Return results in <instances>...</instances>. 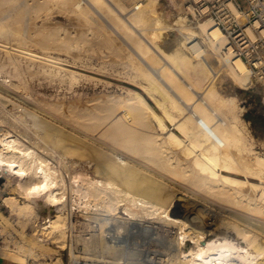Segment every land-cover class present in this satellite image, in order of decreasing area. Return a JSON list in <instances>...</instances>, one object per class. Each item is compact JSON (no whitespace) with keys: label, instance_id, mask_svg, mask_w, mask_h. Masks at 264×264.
I'll return each instance as SVG.
<instances>
[{"label":"bare ground","instance_id":"1","mask_svg":"<svg viewBox=\"0 0 264 264\" xmlns=\"http://www.w3.org/2000/svg\"><path fill=\"white\" fill-rule=\"evenodd\" d=\"M29 5L0 0V36L7 42L17 31L21 33L9 20L27 17L33 10ZM160 5V0H37L33 4L37 17L59 11L76 17L78 27L84 28L73 35L67 34L64 24L52 23L49 33L34 37L36 45L45 50L57 45L72 58H82L88 46L105 47L107 56L116 55L113 59L119 66L124 57L123 63L128 61L134 71L127 78L157 109L142 92L127 88L121 96L89 100L92 105L79 110L72 105L67 125L29 103L14 123H7L9 112L3 116L5 124L22 128L19 132L7 125L0 129L3 204L10 214H18L23 230L34 219L29 239L21 233L22 243L0 249L4 260L64 264L60 254L52 257L55 251L49 244L54 243L69 250L72 264H264V152L257 150L250 124L243 118L246 108L236 96L226 97L218 82L226 71L241 89L248 90L256 85V73L243 57H235L232 48L227 51L230 39L213 19L192 26L186 14H177L170 24ZM40 25L36 28L50 24ZM171 29L180 31L184 40L168 52L162 42L164 32ZM247 32L253 39L258 36L253 27ZM21 37L17 34L14 41ZM2 41L0 49L7 59H0V92L7 82L4 69L13 65L15 76L20 71H16L18 56H11L19 47L12 53L14 41L8 42L9 50ZM208 49L213 50V58ZM23 54L41 61L39 69L44 72L47 67L51 74L65 70L71 81L89 77L76 68L65 69L53 54ZM156 59L164 65L152 64ZM113 64L111 71L117 68ZM100 67L97 71L103 70ZM172 79L178 87L172 86ZM261 82L264 99V78ZM5 95L6 101L11 99ZM55 104L51 109L60 111L61 103ZM120 109L126 112L114 117ZM68 112L58 116L65 119ZM216 204L245 210L249 216L228 212L221 221L209 223L204 214ZM0 219L1 226L10 223L5 212L0 211ZM202 224L210 228L212 238L205 228H198ZM80 244L82 255L77 254Z\"/></svg>","mask_w":264,"mask_h":264},{"label":"rangeland","instance_id":"2","mask_svg":"<svg viewBox=\"0 0 264 264\" xmlns=\"http://www.w3.org/2000/svg\"><path fill=\"white\" fill-rule=\"evenodd\" d=\"M22 1L28 2L30 4L29 6L31 7V9H33V10H31L33 12L30 11V14H32V15H30L28 13V15H27L28 18L25 16L23 19L20 18L21 16L18 17V18H14L13 17L12 19L9 20V22H10V24L12 26H14V27H16L18 29L20 28L19 30L21 31V33L19 31H17L18 37H21V36L24 37L23 36L24 35V31H26L27 32V35L25 36L26 38L25 37L24 38H22V37L21 38H17V40L20 41V42L15 40L17 43L14 45V42H15L14 39H16V35L17 34L14 36L15 38L13 36L9 37L8 38V42L9 43L11 42L10 44H12V42L14 41L13 44L11 45V46H14V47H11L10 44L6 40L7 37L3 38V37H1L2 35L0 34L1 35L0 36L1 37L0 41L4 40V41H2L3 43L7 42L6 45L7 46L9 45L11 47L10 48L8 46V48H7L8 50L10 48V52L13 53L19 47L18 50L15 51L16 53L11 54V56H12V58H15V59L18 56L17 61L15 59L14 60L16 61V71L20 70L19 72L17 71L18 74H16V76H17L16 77L15 76V73H16L15 72V68H14V66L12 64H11L12 65L11 67L9 66V67L4 69L3 75L5 76L7 84L6 83L3 84L4 88H1V92L0 93H1V95L3 94L2 95L3 97H5L6 96L5 94L7 93V97L9 99L11 98L10 100H12V102L10 100L6 101L2 96H0L1 97L0 104H2V105H0V107L2 106V109L0 108L1 109L0 110V121H1L0 122L1 123L0 124V129L1 128H6L4 125H7V126L12 127L13 130L15 129V131L19 132L22 128L15 127L14 125H13L14 126L13 127L12 125H8V124L14 123L13 119L15 120V118L17 119V117H19L18 116L19 115L18 112L21 114V108L23 106L24 107L28 106V103H29V107H33L34 109H36L38 111H42L44 114H46V112L51 114L50 112H52L51 115L48 114L49 116H53L54 115L53 117H50L51 119L55 118V121H58V122H62L61 120H63L62 123L64 124V121H65V124L67 125L66 122H69L68 118H70V116L72 117V115L70 113V110H72V107H71L72 105L73 106L75 105V107L78 108V109L76 108V110H79L81 107L84 108L85 106L92 105V102H89V100L91 101V100H93L96 97H105L106 98V97H109L110 95H114V96H119L120 95L121 96V95L125 94L124 91L127 88H134V89H137L140 92H142L145 95V97L147 98V100L151 103V105L154 108L157 109V107L155 106L153 100L150 97H148L136 83H133L130 78L129 79L127 78L129 75H131V76L134 75V71H133V69L131 70V66L127 63L128 61H126V63H123L125 61L124 57H121V62H120V59H118L116 57L117 58V63H118V61L121 63V65L119 66V63L117 65H115L116 61L114 60L115 59L114 56H116V55L112 54V52L109 51L110 52L109 54H112V55L108 54L109 56H107L106 55L107 52L105 51V49H102V48H105V47H102L100 49L101 46H93V45H91V46H88V49H84L83 52H81V54H83V55H81L82 58H79L80 56L79 57L75 56L74 58H72V56H73L72 53L66 52L64 49L63 50L62 49L59 50L60 48L57 45H52V46L50 45L51 48L46 49V50H48V52L45 50V48L40 47V45L39 46L36 45V43L34 42V37L37 36V34L49 33V31L53 27L51 25H53L54 23H56L57 25H63L64 24L63 26L68 28L67 29V31H68L67 34L72 33L73 35H75V34H77V33H75V31L79 33V31L80 32L83 31L84 28H83V30H81L82 28L78 27V20H77L76 17L69 16L68 14H65V13H62V12H59V11H55L54 13H52L50 15L42 14L43 16H38L37 17V13L34 11V6L35 5L33 6V4H35L37 0H33L34 3H33L32 0H28V1L22 0ZM173 2H176V3H173ZM160 3H161L160 11H162L163 9H164L163 11H166L165 12L166 13V19L169 20L168 22L170 24L173 23L176 20V18L178 17L177 14H184V15L186 14V6H185V1L184 0H160ZM177 3H179L181 6L178 4L177 5L178 7H176ZM29 15H30V17H29ZM40 17H42V18H40ZM18 19L20 21H18ZM41 19H43L44 21L43 20L41 21ZM69 19H71V20L69 21ZM24 20H25V22H24ZM75 20H76V23L73 22ZM14 21H16L17 23H15ZM26 22H28V23L24 24ZM38 22L40 24H42V25L44 23H46L47 25L48 24H50V25L45 27V29H44V27L43 28L42 27L36 28V27H38V25L41 26ZM71 23L74 26L77 27V30H76V27L73 28ZM188 23L190 25H192V26H195V25L191 24L189 20H188ZM16 24H18V25H16ZM35 24H36V26H35ZM67 25H70V26L68 27ZM71 26H72V28H71ZM21 28H22V30H21ZM31 28H32V31H31ZM34 28H36V29H34ZM70 30H71V32H70ZM33 31H35L34 35H33ZM37 31H39V32L37 33ZM35 33H36V35H35ZM30 35H31V37H30ZM10 38H13V40L10 39ZM24 39H27V42ZM183 40H184V36H183V34L181 35L180 31L172 30V29L171 30H167L166 32H164V41L162 42V47H163L164 50H166L168 52H172L178 47L179 44H181L183 42ZM31 41H32V44H31ZM33 42H34V44L36 46H34ZM19 43H22V45L19 44ZM120 43H122V42H120ZM28 44H30V45H28ZM21 46H24V48L21 47ZM128 46L131 47V45H129V44H128ZM31 47H32V49H31ZM56 47L59 48V49H56ZM94 47L96 48V50H95ZM97 48L100 49V52H99V49H97ZM41 49H44V50H41ZM106 50H108V49H106ZM26 51L27 52H29V51L33 52L34 51L35 53H38L39 55L40 54H45V53H47V55H50V54L52 55L53 54L52 55L53 57L57 56L56 58H59L60 62L65 64V65H63V67L65 69H75L76 68L77 70H79L80 72H82L86 76L88 75L89 77H84L83 76V77L80 78V76L79 77L77 76L79 79L78 78H75V80L72 79L73 81H75V82H73L70 79V75L65 70H63L64 72L62 71V74H61V71H58V72L55 71V72H53L51 74L50 69L47 67V69L44 72V70H40L39 69L40 68L39 65H41V63H40L41 61H39V60L34 61L32 59L30 60L27 57L26 54H23ZM208 51L212 55V58H213L214 57L213 50L208 49ZM4 53H6V52H3L0 49V54L3 55V56L0 55L1 56L0 59L2 61L5 60V58L7 57L6 54H4ZM113 53H114V51H113ZM14 54H15L16 57H13ZM22 54L25 55V57H23ZM107 57H111V59H112L111 63H109L110 62V58H107ZM26 58H27L28 61L25 60ZM122 58H123V60H122ZM113 60L115 61V63L113 62ZM192 60L194 62H196V63L199 61L196 58H192ZM29 62H32V63H30V66L27 65V64H29ZM73 62L74 63L76 62L77 64L76 63L74 64ZM80 62H82V65L80 64ZM151 62L155 66H159L160 65L161 67L165 63L163 60H160V59H156L155 61L151 60ZM18 63L21 66L17 65ZM87 63H88V65H87ZM103 63L105 64V66H104ZM32 64H33L34 67L35 66L36 67L31 70V68H33ZM68 64H70V66ZM109 64H110V66H109ZM112 64H113L114 68H116V66H117V68L114 69L113 71H111V69H113V67L111 66ZM122 64H126V65L123 66ZM100 65H101V67H100ZM18 66L21 67V68H19ZM66 66H67V68H66ZM86 66H88V67H86ZM92 67H93V70H92ZM99 67H100V69L104 67L108 72H105L104 68H103V70L101 69V71L99 69L97 71V68H99ZM37 68H38V70H37ZM83 68H85V69H83ZM21 69H22V71H21ZM28 69H29V71H28ZM23 70H24V72H23ZM13 71L15 73L12 74ZM42 71H43V73H42ZM114 71H115V73H114ZM116 71H117V74H116ZM156 71H158V70H156ZM6 72H7V74L9 73L8 74V75H10L9 77H8V75H6ZM20 72H21V74H20ZM109 72H111V75H110ZM119 72L121 73V75H120ZM22 73H24V74L22 75ZM59 74H60V76H59ZM11 75L13 77H11ZM102 79H103V81H105L104 83H103ZM255 80H256V85L255 86L251 87L248 90L241 89L240 86L229 77V75L227 74L226 71H222V75H221V77H220L218 82H219V86L221 88V91L223 92V94L226 97L236 96L237 99H238L239 105H241V106L246 108V111L243 114V118L250 124L252 133H253V135L256 138V143H257V146H258L257 150L261 151V152H264V150L261 148V147H263L262 145L264 143V99H263V96L261 94V88H262L261 80L262 79L257 80L255 78ZM170 81H172L171 82L172 86L178 87V84L173 79L170 80ZM11 82H12V86L10 87V83ZM13 84H15V87L13 86ZM16 84H18L19 89H17L18 87L16 86ZM6 85H8L11 89H9V87L6 86ZM2 89H4V92H3ZM176 89H178V88H176ZM9 90L11 91V93H10ZM178 91H180V90L178 89ZM14 92H16L17 96L13 95ZM11 94H12V96H11ZM9 96H11V97H9ZM5 101L7 102V105H6ZM54 102L57 103V104L61 103L59 105L60 107L57 104H55ZM51 103H53V104H55V106L59 107L60 111H57V112L55 111L57 114H55V112L51 109V107H50ZM5 105H6V107H5ZM19 108H20V110H19ZM39 108H40V110H39ZM48 108H50V109H48ZM61 108L64 109L63 110L64 112H62ZM69 108H71V109L69 110ZM3 109L5 110V112L3 111ZM16 109H17V111H16ZM67 109L69 110V112H68ZM6 110H7V112H6ZM116 111H118V110H116ZM1 112H2V114H1ZM8 112L10 113L11 116L10 115L8 116V114H9ZM67 112H68V115L64 119V117H62V116L64 114H65L64 116H66ZM125 112H126L125 110H121L120 109V111L115 112L114 117H116L118 115L120 116V115L124 114ZM13 113H15L16 115H13ZM58 115H62L61 118ZM3 116H4L3 119H5L8 116L6 118V120L8 121L7 122L8 124L4 123L6 120L3 121L1 119ZM12 116H13V118H11ZM56 116H58L57 117L58 119L56 118ZM9 118H11L12 120L9 119ZM59 118H60V121H59ZM8 119L11 120L12 122L9 121ZM17 128L19 130H17ZM252 180L257 181L256 179H252ZM2 201H3V199H2ZM1 204H2V202H1ZM9 210L10 209H8L5 206H3V208L1 206V208H0L1 212H5L6 215L10 217V219H9L10 223L8 222L7 225L3 226V230L7 234V236L11 237V238L14 237V234H17V240L15 241V240L11 239L10 242H8V244H5V246H1L0 249H2V248L6 249L7 247L15 248L16 247V243H22L21 237L23 238V236L25 237V235H26V237H28V234L31 233V231H32V229L34 227V223H33L34 219H33L31 221V223L29 224V226L27 227V229H24V230H26V233H24L22 225L18 222V214H16V213L10 214L11 212ZM228 212H235L237 214L242 213L244 215L249 216L248 213H245V210H237L235 208H230V207H228L226 205L216 204L215 206H211L210 207L208 213L204 214L205 215L204 217L209 223H215L216 221H221L224 216L228 215ZM35 213H37V211H35ZM37 214H39V213H37ZM37 214H35V215H37ZM0 221H1V219H0ZM205 226H206V224L204 226L202 224V225L198 226V228L199 229L205 228L204 230H206L207 237L212 238L213 237V235L211 234L212 232L207 231L210 228H206ZM21 233H23V236L21 235ZM28 239H29V237H28ZM73 244L75 246H77L74 242H73ZM49 246L53 247V249L55 251L54 254L52 255V257H56V255L60 254V257H62L64 264H72V262L74 263V261H72V259H71L70 252H69L68 249H61L57 244H54V243L53 244L52 243L49 244ZM78 251L79 252L77 254L82 255L84 250H83V246L81 244L79 245ZM48 261L51 262L52 260H50V258H49ZM1 264H17V263L11 262L9 260H4V261L1 262ZM82 264H84V263H82Z\"/></svg>","mask_w":264,"mask_h":264},{"label":"built area","instance_id":"3","mask_svg":"<svg viewBox=\"0 0 264 264\" xmlns=\"http://www.w3.org/2000/svg\"><path fill=\"white\" fill-rule=\"evenodd\" d=\"M186 16L191 24L213 19L217 27L229 37L228 49L232 48L235 57H243L252 70L256 79L264 78V0H184ZM191 8V10H190ZM253 27L258 33L253 39L247 32ZM0 194V208L4 206ZM2 202V204H1ZM0 225V247L10 240ZM14 241V242H15ZM16 243V242H15ZM4 261L0 257V264Z\"/></svg>","mask_w":264,"mask_h":264}]
</instances>
